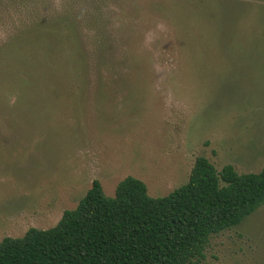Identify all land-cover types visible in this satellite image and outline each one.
Wrapping results in <instances>:
<instances>
[{"label":"rangeland","instance_id":"374dc122","mask_svg":"<svg viewBox=\"0 0 264 264\" xmlns=\"http://www.w3.org/2000/svg\"><path fill=\"white\" fill-rule=\"evenodd\" d=\"M199 155L264 166V0H0V240L94 179L166 195ZM205 260L264 264V203Z\"/></svg>","mask_w":264,"mask_h":264},{"label":"trees","instance_id":"16d2710c","mask_svg":"<svg viewBox=\"0 0 264 264\" xmlns=\"http://www.w3.org/2000/svg\"><path fill=\"white\" fill-rule=\"evenodd\" d=\"M264 203V166L217 170L195 158L185 183L152 196L145 182L122 178L113 195L99 180L49 228L0 240V264H212V235L238 225Z\"/></svg>","mask_w":264,"mask_h":264}]
</instances>
